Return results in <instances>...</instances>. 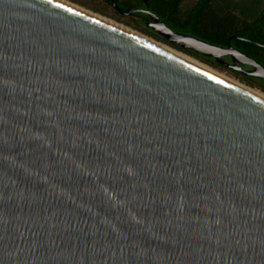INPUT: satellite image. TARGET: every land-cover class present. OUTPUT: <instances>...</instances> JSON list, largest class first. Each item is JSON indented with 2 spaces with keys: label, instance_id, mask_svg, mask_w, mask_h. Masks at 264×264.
<instances>
[{
  "label": "water",
  "instance_id": "95a60500",
  "mask_svg": "<svg viewBox=\"0 0 264 264\" xmlns=\"http://www.w3.org/2000/svg\"><path fill=\"white\" fill-rule=\"evenodd\" d=\"M0 264H264V99L57 0H0Z\"/></svg>",
  "mask_w": 264,
  "mask_h": 264
},
{
  "label": "trees",
  "instance_id": "16d2710c",
  "mask_svg": "<svg viewBox=\"0 0 264 264\" xmlns=\"http://www.w3.org/2000/svg\"><path fill=\"white\" fill-rule=\"evenodd\" d=\"M99 1L105 8L108 7L117 12L112 6L111 0ZM114 1L122 10L146 9L178 33L193 36L219 47L231 46L251 57L264 68V0ZM95 11L105 14V9L102 8H96ZM129 17L133 19V27L139 31L211 66L225 67L212 57L183 49L165 41L147 26V22L150 21L147 13L139 10L130 14ZM222 60L229 62L226 57H222ZM244 66L242 68L245 70ZM237 74H241L244 78L257 80L264 87V82L261 79L242 73Z\"/></svg>",
  "mask_w": 264,
  "mask_h": 264
},
{
  "label": "rangeland",
  "instance_id": "374dc122",
  "mask_svg": "<svg viewBox=\"0 0 264 264\" xmlns=\"http://www.w3.org/2000/svg\"><path fill=\"white\" fill-rule=\"evenodd\" d=\"M67 1H69L71 3H74V4L78 5V6H81V7L85 8V9H87V10H90V11L94 12V13H97V14H100L102 16L108 17V18H110V19H112V20H114V21H116V22H118V23H120V24H122V25H124V26H126V27H128V28H130V29L142 34V35H144V36H147L148 38H150V39H152V40H154L156 42H159V43L164 44V45H166V46H168V47H170V48H172V49H174V50H176L178 52H181V53L191 57L192 59L200 62L201 64L207 66L208 68H210L214 72H216V73H218V74H220V75H222V76H224V77H226V78H228V79H230V80H232V81H234V82H236V83H238L240 85H243V86H245V87H247L249 89L260 91V92L264 93V87H262V85L257 80L244 78V77L241 76V74H237L238 72H235V71H233V70H231L229 68H226V67L211 66V65H209L207 63H204V62L196 59L195 57H192L191 55H188V54L184 53L183 51H180V50L170 46L167 43L159 41V40H157V39H155V38H153V37L141 32V31H139L138 29L133 27V25H132L133 19H131L129 16H122V15L118 14L117 12H115L114 10H112L111 8H108V7L105 8L103 3H101L99 0H67ZM96 8L105 9V14H101V13L96 12L95 11ZM248 67L249 66H246V68H248Z\"/></svg>",
  "mask_w": 264,
  "mask_h": 264
},
{
  "label": "bare ground",
  "instance_id": "6f19581e",
  "mask_svg": "<svg viewBox=\"0 0 264 264\" xmlns=\"http://www.w3.org/2000/svg\"><path fill=\"white\" fill-rule=\"evenodd\" d=\"M57 1L62 2V3L68 5V6L72 7V8H75V9H78L80 11H83V12L89 14V15H92L95 18H98V19H100V20H102L104 22H107V23H109V24H111V25H113V26H115L117 28H120V29H122V30H124V31H126V32H128V33H130L132 35H135V36H137V37H139L141 39H144V40H146V41H148L150 43H153L154 45H156V46H158V47H160V48H162V49H164V50H166V51H168V52H170V53H172V54H174V55H176V56H178L180 58H183L184 60L189 61V62H191V63H193V64H195V65H197V66H199V67H201V68H203V69H205V70H207V71H209V72H211V73H213V74H215V75H217V76H219V77H221L223 79H226V80L230 81L231 83H233V84H235V85H237V86H239V87H241V88L253 93L254 95L264 99V93H262L260 91L252 90V89H249V88H247V87H245L243 85H240V84H238V83H236V82H234V81H232V80H230V79H228V78H226V77L214 72L213 70H211L207 66H205V65L201 64L200 62L192 59L191 57H189V56H187V55H185V54H183L181 52H178V51H176V50H174V49H172V48H170V47H168V46H166L164 44L156 42V41L148 38L147 36H144V35L136 32V31H134V30H132V29H130V28H128V27H126V26H124V25H122V24H120V23H118V22H116V21H114V20H112L110 18H108V17H105V16H102L100 14L94 13V12H92L90 10H87V9H85V8H83L81 6H78V5L74 4V3H71V2H69L67 0H57Z\"/></svg>",
  "mask_w": 264,
  "mask_h": 264
},
{
  "label": "flooded vegetation",
  "instance_id": "af4514ba",
  "mask_svg": "<svg viewBox=\"0 0 264 264\" xmlns=\"http://www.w3.org/2000/svg\"><path fill=\"white\" fill-rule=\"evenodd\" d=\"M226 57V59L229 61L228 63L229 64H232V60H231V57L230 56H225ZM227 63V62H226ZM244 66V65H243ZM244 68H245V70H251L252 68L251 67H248V68H246V66H244Z\"/></svg>",
  "mask_w": 264,
  "mask_h": 264
}]
</instances>
